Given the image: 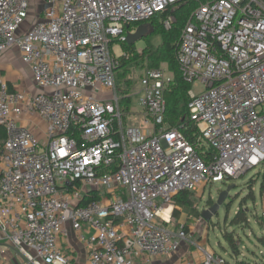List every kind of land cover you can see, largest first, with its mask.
I'll return each mask as SVG.
<instances>
[{
	"label": "built area",
	"instance_id": "1",
	"mask_svg": "<svg viewBox=\"0 0 264 264\" xmlns=\"http://www.w3.org/2000/svg\"><path fill=\"white\" fill-rule=\"evenodd\" d=\"M39 1L43 18L25 29L31 0H0V56L16 48L37 90L11 91L0 72V246L23 264H71V230L86 264H231L163 223L179 193L264 172V0ZM181 5L175 62L193 143L166 123L168 66L141 69L123 95L113 52L152 19L169 30ZM133 94L146 128L124 121ZM27 113L39 134L19 124Z\"/></svg>",
	"mask_w": 264,
	"mask_h": 264
},
{
	"label": "rangeland",
	"instance_id": "2",
	"mask_svg": "<svg viewBox=\"0 0 264 264\" xmlns=\"http://www.w3.org/2000/svg\"><path fill=\"white\" fill-rule=\"evenodd\" d=\"M44 4L39 0H31L29 16L24 24L25 29H31L43 18ZM146 43L153 47L161 44V35H150L136 42L133 46L140 54ZM122 43H116L113 52L116 57L122 56ZM141 62L142 58H138ZM146 61L136 66L134 63L126 65L118 73L117 83L121 88L132 90L135 88L134 82L127 86L124 81L127 78L135 79L141 75L140 69L145 67ZM122 88V89H123ZM139 95L133 94L131 106L124 121L127 127L146 128L142 117L139 115L141 109L138 104ZM126 109V108H125ZM165 126H167L165 124ZM262 168H254L247 171L238 179L227 180L224 183L208 184L203 191L190 194L189 200L192 203L190 209L178 207L175 200L172 202L171 213L174 208H178L179 215L170 218V223L165 224L171 231H179L181 228L186 234L191 235L193 242L211 249L215 254L223 257L231 264H264V226L259 217L262 207V197L260 196V185L262 181ZM233 188L228 192L224 202L219 206L217 213L212 215L209 221H205L201 213L208 210L217 200L220 191L228 187ZM168 209V214L170 212ZM242 210L246 215V222L234 225L232 223L235 215ZM167 220V219H166ZM161 222V221H160ZM224 234H230L236 246V252L231 249L229 243L224 238ZM186 246H182L184 250ZM191 252H197V248H191ZM234 254V255H233ZM192 255H190L191 257ZM165 264H172L173 257L170 256L162 260Z\"/></svg>",
	"mask_w": 264,
	"mask_h": 264
},
{
	"label": "trees",
	"instance_id": "3",
	"mask_svg": "<svg viewBox=\"0 0 264 264\" xmlns=\"http://www.w3.org/2000/svg\"><path fill=\"white\" fill-rule=\"evenodd\" d=\"M189 11V8L184 5L176 7L173 12L175 23L171 26L169 30H164L162 24L157 19H152L151 21H149L148 24L150 26V35H161V44L158 47H153L149 43H146L145 48L139 54L133 45H128L123 42L121 44L123 55L119 58V70L124 69L126 65L132 63L138 66L143 62V60L146 61L145 67L143 68H159L162 64H166L169 70L174 74V84L172 85L170 92L166 94V123L170 128L180 127L185 137L191 143H193L194 129L188 121V112L186 109L187 92L190 86L182 80L175 62L176 45L179 41L181 29L183 28L185 22L188 19ZM138 58H142L141 62L138 60ZM119 70L117 72L116 81L118 78V73L121 71ZM131 81V78H127V80H125L123 84L128 86ZM119 87L121 88V85H119ZM122 90L123 95H127L130 92L129 89H126V86H124ZM121 105L123 106V108H130V99L124 98L121 102ZM185 127H187V129H185ZM5 138V131L0 127V155L2 153V144ZM212 154L213 153L210 151L207 155L209 157H212ZM190 194L191 193L187 191L179 193L173 199V201L175 200V205L181 208L184 207L185 209H190V207L192 206V203L189 200ZM260 196L262 198L264 197V172L262 174V181L260 185ZM179 214L180 213L178 211V208L176 207L174 208L171 216L174 218ZM244 222H246V215L242 210H239V212L235 215L232 223L234 225H238ZM183 231L186 232L185 230ZM224 238L229 243L231 249L236 252L237 250L232 236L230 234H224ZM239 264L244 263L241 262Z\"/></svg>",
	"mask_w": 264,
	"mask_h": 264
},
{
	"label": "crops",
	"instance_id": "4",
	"mask_svg": "<svg viewBox=\"0 0 264 264\" xmlns=\"http://www.w3.org/2000/svg\"><path fill=\"white\" fill-rule=\"evenodd\" d=\"M0 72L5 77L9 89L28 94L37 92L29 68L24 65L16 48L11 49L4 55L0 56ZM21 126L34 129L36 134L43 131L44 126L40 119L33 114H24L19 123ZM65 253L72 258L71 264H86L87 250L81 244L71 230L67 242L63 244ZM0 264H23L18 255L7 246H0ZM155 264H165L163 261H158Z\"/></svg>",
	"mask_w": 264,
	"mask_h": 264
},
{
	"label": "water",
	"instance_id": "5",
	"mask_svg": "<svg viewBox=\"0 0 264 264\" xmlns=\"http://www.w3.org/2000/svg\"><path fill=\"white\" fill-rule=\"evenodd\" d=\"M150 35L148 26L140 25L136 28L133 33H128L126 36V44L134 45L139 40L147 37ZM233 188V186L228 187L224 191H220L217 195L216 202L208 209L201 213L202 218L205 221H209L212 215L217 213L219 206L224 202L226 199L228 192Z\"/></svg>",
	"mask_w": 264,
	"mask_h": 264
},
{
	"label": "bare ground",
	"instance_id": "6",
	"mask_svg": "<svg viewBox=\"0 0 264 264\" xmlns=\"http://www.w3.org/2000/svg\"><path fill=\"white\" fill-rule=\"evenodd\" d=\"M161 217H163L165 220L168 219V209L161 212Z\"/></svg>",
	"mask_w": 264,
	"mask_h": 264
}]
</instances>
